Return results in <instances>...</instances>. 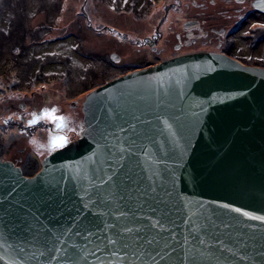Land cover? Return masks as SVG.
<instances>
[{
  "label": "water",
  "instance_id": "95a60500",
  "mask_svg": "<svg viewBox=\"0 0 264 264\" xmlns=\"http://www.w3.org/2000/svg\"><path fill=\"white\" fill-rule=\"evenodd\" d=\"M81 111L32 176L0 158V264H264V67L178 55Z\"/></svg>",
  "mask_w": 264,
  "mask_h": 264
},
{
  "label": "rangeland",
  "instance_id": "374dc122",
  "mask_svg": "<svg viewBox=\"0 0 264 264\" xmlns=\"http://www.w3.org/2000/svg\"><path fill=\"white\" fill-rule=\"evenodd\" d=\"M171 2L143 0L132 12L119 0H0V124L11 123L0 126V158L21 159L23 173L34 174L74 140L86 94L137 69L139 47L129 42L149 35L157 6ZM184 18L175 14V22Z\"/></svg>",
  "mask_w": 264,
  "mask_h": 264
},
{
  "label": "flooded vegetation",
  "instance_id": "af4514ba",
  "mask_svg": "<svg viewBox=\"0 0 264 264\" xmlns=\"http://www.w3.org/2000/svg\"><path fill=\"white\" fill-rule=\"evenodd\" d=\"M119 6L131 7L132 12L144 7L143 0H119ZM176 13L185 16L179 23L175 22ZM151 18L152 32L129 42L138 46L141 54L134 68L194 52L219 53L245 65L264 67V0H172L159 4ZM18 104L24 109L23 103ZM15 114L18 117L17 110ZM12 160L18 166L22 163L16 157Z\"/></svg>",
  "mask_w": 264,
  "mask_h": 264
},
{
  "label": "trees",
  "instance_id": "16d2710c",
  "mask_svg": "<svg viewBox=\"0 0 264 264\" xmlns=\"http://www.w3.org/2000/svg\"><path fill=\"white\" fill-rule=\"evenodd\" d=\"M92 88H94V87H92ZM92 88H90V89H92ZM90 89H88V90H90ZM85 94V93H84ZM6 120H8L7 119V117H5V119H3V121H4V123L3 124H0V126H7V125H10L11 123H9V122H7ZM6 121V122H5ZM11 121H14V119H12ZM7 125H6V124ZM19 126H22L21 124H19ZM7 127H9V126H7ZM30 128V127H29ZM32 128H35V127H32ZM38 167H40V165L38 166Z\"/></svg>",
  "mask_w": 264,
  "mask_h": 264
},
{
  "label": "snow or ice",
  "instance_id": "6c2138e0",
  "mask_svg": "<svg viewBox=\"0 0 264 264\" xmlns=\"http://www.w3.org/2000/svg\"><path fill=\"white\" fill-rule=\"evenodd\" d=\"M148 243H151V241H147ZM109 243H114V241L109 240Z\"/></svg>",
  "mask_w": 264,
  "mask_h": 264
},
{
  "label": "clouds",
  "instance_id": "9594fccd",
  "mask_svg": "<svg viewBox=\"0 0 264 264\" xmlns=\"http://www.w3.org/2000/svg\"><path fill=\"white\" fill-rule=\"evenodd\" d=\"M118 62V61H117ZM3 159V158H2Z\"/></svg>",
  "mask_w": 264,
  "mask_h": 264
}]
</instances>
